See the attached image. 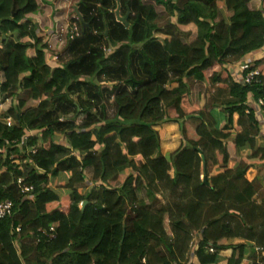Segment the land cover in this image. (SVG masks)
I'll list each match as a JSON object with an SVG mask.
<instances>
[{"label": "trees", "instance_id": "obj_1", "mask_svg": "<svg viewBox=\"0 0 264 264\" xmlns=\"http://www.w3.org/2000/svg\"><path fill=\"white\" fill-rule=\"evenodd\" d=\"M156 4L175 23L159 26L141 0H78L53 67L26 19L36 1L0 0V96L13 102L11 127L0 119V203L12 205L0 219V264H189L192 241L196 264L226 251V264L264 263V137L249 106L264 97L263 61L245 63L259 73L250 85L228 72L264 48V0ZM190 83L217 85L219 103L196 115ZM165 123L180 145L162 155L154 128ZM229 144L248 163L229 168ZM216 153L221 167L209 175ZM87 169L94 185L81 195Z\"/></svg>", "mask_w": 264, "mask_h": 264}, {"label": "rangeland", "instance_id": "obj_2", "mask_svg": "<svg viewBox=\"0 0 264 264\" xmlns=\"http://www.w3.org/2000/svg\"><path fill=\"white\" fill-rule=\"evenodd\" d=\"M38 6V12L35 15H27L26 19L30 20L32 23H35L37 28H38V32H39V36L41 41L47 45V56L48 59L47 61L49 63H51V61L53 63H55L56 61L61 62V59H64V57H60L61 52L65 46V42L67 40V36L69 35L68 33V26L71 24V22L75 19V13L73 11V9L75 8V5L77 4L78 0H35ZM142 3L148 4V5H152L154 6L155 12L157 13L159 19H158V25L162 26L165 23H167L168 21L170 23H175V19L174 18H169L167 17L165 14V10L162 6H159L156 4L157 0H141ZM253 8L254 7H259L260 4H258V2H253L251 5ZM224 13V10H221V13H219V16L222 17ZM74 15V16H73ZM120 16V15H119ZM77 29V27H76ZM180 30H182L183 32L181 33V41L188 44L190 42H192V40L195 37V28L194 27H183L180 28ZM264 53V50L263 52ZM264 55V54H263ZM264 57V56H263ZM55 58V59H53ZM263 65H264V58H263ZM220 77H224V75L220 74ZM239 76H242V74L239 72ZM242 78V77H241ZM222 79V78H221ZM1 76H0V82H1ZM191 87V101L193 104H195L198 109L195 111V114L197 115H201V113H207L210 108V99H214L215 100V91L217 90V85H209V84H198V83H190ZM1 96H0V119L2 120L3 118H5V115H7V109L9 107H11V105H13V102H11L10 100H7L5 102H1ZM225 98H222V100ZM216 101V100H215ZM216 104L219 103V101L215 102ZM36 103L33 101H27L26 103V107H33L35 106ZM221 110V109H220ZM202 113V114H203ZM258 118V120L261 122V135L264 137V119H262V115L261 114H257L256 116ZM12 121V117H9ZM80 119H82L81 117H79L77 119V124L80 123ZM235 119V118H234ZM167 124V123H165ZM172 124V123H170ZM164 124H159L158 126L155 127V130H157L160 133V136L162 137L161 139V143H160V153L163 155H166L168 153V149H170L169 151H175L179 145H180V136L177 130V126L176 129L169 131L168 130V134L167 137L165 139H163L164 136V128H163ZM176 125V124H175ZM185 130H186V137L189 140H197V138L195 137L194 134V128L196 127L197 123L193 122V121H185ZM57 139V138H56ZM57 142H61V139H59ZM227 152H228V167L229 168H233L234 165H243L248 163V161L245 159V153H240V154H235V152L233 151V148L231 147V145L229 144L227 146ZM208 156V155H207ZM215 159H213L215 161V167H210L209 168V175H214L215 173H218V167H221V161L222 158L219 154H214L213 155ZM258 170V169H256ZM4 171V169H2V171L0 170V175L1 173ZM88 171V172H87ZM89 173L91 175V172L89 169L84 171V176L86 177V182L84 183H80L79 185H77V189L78 192L82 195L84 194L89 188V186L94 185L91 180L89 181V179H91V177L89 176ZM259 179L262 181V177L264 176V173H259L258 174ZM1 177V176H0ZM66 180V177H65ZM260 181V182H261ZM59 182V181H58ZM91 183V184H90ZM264 183V180L263 182ZM59 183H56L55 185H57ZM54 185V184H53ZM116 186H118V184H116ZM53 187V186H52ZM51 187V188H52ZM96 187V185H95ZM61 192V190H60ZM62 195V194H61ZM264 192L261 189L259 192V196H263ZM140 197L142 199L145 200L144 197V193L142 192L140 194ZM157 201L164 203L165 200V196L161 195V194H156L155 195ZM81 208V205L79 206ZM164 229L168 232L167 229V221L166 219L164 220ZM196 235H193V239H195ZM195 246H194V241L191 242V245L189 246V250H188V263L190 262L191 258H192V254L194 252ZM264 264V263H261Z\"/></svg>", "mask_w": 264, "mask_h": 264}, {"label": "crops", "instance_id": "obj_3", "mask_svg": "<svg viewBox=\"0 0 264 264\" xmlns=\"http://www.w3.org/2000/svg\"><path fill=\"white\" fill-rule=\"evenodd\" d=\"M263 50H264V48L262 49V50H260V51H257V52H254V53H252V54H250L245 60V62L244 63H251V62H254V61H262L263 60V54L264 53H261V52H263ZM62 57V56H61ZM53 59H55V58H53ZM47 63H49L48 61H47ZM243 63V64H244ZM51 66H53V67H55V66H57L58 64H59V61H56L55 63H53L52 61H51V63H49ZM241 63H238V64H236V65H234L232 68H228V72H229V77H232L233 78V80L234 81H237V82H239V81H241V77L242 76H239V65H240ZM249 106L254 110V113H255V115L257 116V114H259L258 113V111H257V109H256V106L253 104V103H249ZM258 119V118H257ZM163 130H164V136H163V139H165L166 137H167V135H168V128H171L170 130H171V132H172V130H174V129H176V125L175 124H164L163 125ZM154 130H155V128H154ZM157 131V130H156ZM170 149H168V153H172L173 152V150L172 151H169ZM167 153V154H168ZM164 155V154H163ZM88 172V171H87ZM91 172V171H90ZM89 176L91 177V175H90V173H89ZM88 180L90 181L91 179H89L88 178ZM91 184V183H90ZM263 184V187H264V183H262ZM91 187H92V184H91ZM230 251H226V252H222V253H220V255H219V259H220V261H219V263L218 264H226V261H225V259H227V258H229V256H230ZM197 263V261H196V259L192 256V258H191V260H190V262H189V264H196Z\"/></svg>", "mask_w": 264, "mask_h": 264}, {"label": "built area", "instance_id": "obj_4", "mask_svg": "<svg viewBox=\"0 0 264 264\" xmlns=\"http://www.w3.org/2000/svg\"><path fill=\"white\" fill-rule=\"evenodd\" d=\"M238 70L241 74H244V76L241 78L242 85H250L255 80V78L258 77L259 75L258 71L256 70L249 71V65L245 63L240 64ZM255 106H256L258 113L261 114L262 117L264 118V97L258 99L257 102L255 103ZM2 120L4 121L7 127H11L12 121L9 117L3 118ZM11 208H12V205L9 202L0 203V219L10 214ZM50 230L53 231V229H50ZM51 238H53V236H51ZM208 252L213 253V250L208 249Z\"/></svg>", "mask_w": 264, "mask_h": 264}, {"label": "water", "instance_id": "obj_5", "mask_svg": "<svg viewBox=\"0 0 264 264\" xmlns=\"http://www.w3.org/2000/svg\"><path fill=\"white\" fill-rule=\"evenodd\" d=\"M116 4H117V7H116V10H115V12H114V15H115L116 21H117L118 23L125 24V23H126V17H127V16H125V17H120V16H119L120 6H119L118 1L116 2ZM73 11H74L75 15H77V9L74 8ZM9 37H10V35H9L7 38H9ZM2 39H3V40H6V37H2ZM14 41H16V35L14 36ZM84 206H85V203L82 204L81 209H83Z\"/></svg>", "mask_w": 264, "mask_h": 264}]
</instances>
